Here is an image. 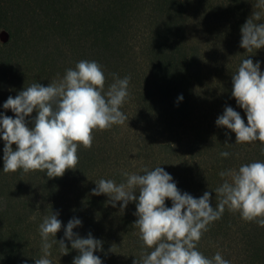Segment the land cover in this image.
Masks as SVG:
<instances>
[{
    "label": "trees",
    "instance_id": "obj_1",
    "mask_svg": "<svg viewBox=\"0 0 264 264\" xmlns=\"http://www.w3.org/2000/svg\"><path fill=\"white\" fill-rule=\"evenodd\" d=\"M257 0H0V29L9 39L0 44V117L15 118L3 105L32 83L47 86L63 78L81 60L96 61L104 72L105 91L113 74L130 76L129 98L121 111L123 125L93 132L90 149L78 146L79 164L62 177L45 172H3L0 138V264H35L42 256L39 225L59 213L64 238L73 231L102 241V264H137L150 253L133 226L136 204L123 212L106 195H92L96 182L125 180L124 171L143 174L161 166L181 193L200 198L206 191L216 207L221 171L264 162V145L236 144L235 133L216 125L226 107L245 111L232 96V75L243 59L260 63L264 48L240 47L241 27L259 11ZM264 23V14L261 21ZM183 100L178 101V97ZM34 111L26 120L29 127ZM2 136V134H0ZM232 146H225V142ZM16 150V145H13ZM227 151V158L220 153ZM138 195V193H137ZM171 207L172 201L166 200ZM62 255L53 246L52 264H72L79 254ZM112 249V251H111ZM197 250L217 252L230 264H264V227L225 209L208 226Z\"/></svg>",
    "mask_w": 264,
    "mask_h": 264
},
{
    "label": "clouds",
    "instance_id": "obj_2",
    "mask_svg": "<svg viewBox=\"0 0 264 264\" xmlns=\"http://www.w3.org/2000/svg\"><path fill=\"white\" fill-rule=\"evenodd\" d=\"M254 7L259 11H253L240 29V47L246 52L264 48V23H258L264 14V0H257ZM113 77L114 82L105 91L102 67L96 61L81 60L75 68L67 69L63 78L47 86L32 83L15 98L9 96L3 107L10 109L15 118L0 117V138L5 142L3 172L40 171L49 178H57L76 169L78 146L90 149L94 131L123 125L128 119L121 107L129 98L131 78L121 79L116 74ZM232 82V96L245 111L247 125L232 107L225 108L216 125L234 132L236 144L259 141L264 145V73L260 71V63L243 59L232 75ZM182 100L181 95L177 102ZM34 111L36 117L29 127L26 118ZM225 146L232 145L226 141ZM229 155L227 151L220 153L224 158ZM122 175L125 180L121 183L100 179L92 195H106L112 207L119 202L121 212L135 202L137 220L133 226L139 230L145 247L151 249L150 253L141 254L139 264H230L219 252L207 258L197 250L208 226L219 220L226 208L239 212L243 220L264 227V162L221 171L223 183L215 190L216 207L211 204L210 192L200 198L181 193L173 177L161 166L144 169L143 174L124 171ZM166 200L172 201L170 208ZM58 215L51 212L39 225L42 256L35 259V264H52L49 257L54 245L62 255H68L65 241L79 253L72 264H102L101 258L94 254L103 251L102 241L91 233L83 238L73 231L81 226L79 219L69 220L64 238L57 241L56 234L62 227Z\"/></svg>",
    "mask_w": 264,
    "mask_h": 264
},
{
    "label": "water",
    "instance_id": "obj_3",
    "mask_svg": "<svg viewBox=\"0 0 264 264\" xmlns=\"http://www.w3.org/2000/svg\"><path fill=\"white\" fill-rule=\"evenodd\" d=\"M1 33H2V32H1ZM1 33H0V35H1ZM3 33H5V34L7 35V38L4 39V40L0 38V42H1V43H5V42H7V40L9 39V35H8V33L5 32V31H3Z\"/></svg>",
    "mask_w": 264,
    "mask_h": 264
},
{
    "label": "rangeland",
    "instance_id": "obj_4",
    "mask_svg": "<svg viewBox=\"0 0 264 264\" xmlns=\"http://www.w3.org/2000/svg\"><path fill=\"white\" fill-rule=\"evenodd\" d=\"M3 31H5V30H3V29H0V33L2 32V33H1V35H0V38H1V39H3V38L1 37V36H2V34H3ZM5 32H6V31H5ZM3 40H4V39H3ZM0 44H2V43L0 42Z\"/></svg>",
    "mask_w": 264,
    "mask_h": 264
},
{
    "label": "bare ground",
    "instance_id": "obj_5",
    "mask_svg": "<svg viewBox=\"0 0 264 264\" xmlns=\"http://www.w3.org/2000/svg\"><path fill=\"white\" fill-rule=\"evenodd\" d=\"M3 39H6L7 38V35L5 33L2 34L1 36Z\"/></svg>",
    "mask_w": 264,
    "mask_h": 264
}]
</instances>
